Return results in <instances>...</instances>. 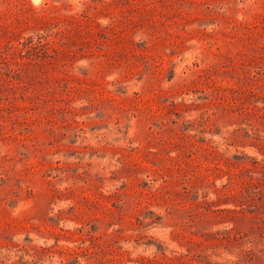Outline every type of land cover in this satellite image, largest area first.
<instances>
[{
  "label": "rangeland",
  "instance_id": "374dc122",
  "mask_svg": "<svg viewBox=\"0 0 264 264\" xmlns=\"http://www.w3.org/2000/svg\"><path fill=\"white\" fill-rule=\"evenodd\" d=\"M0 264H264V0H0Z\"/></svg>",
  "mask_w": 264,
  "mask_h": 264
},
{
  "label": "bare ground",
  "instance_id": "6f19581e",
  "mask_svg": "<svg viewBox=\"0 0 264 264\" xmlns=\"http://www.w3.org/2000/svg\"><path fill=\"white\" fill-rule=\"evenodd\" d=\"M34 1L38 3L39 0H34Z\"/></svg>",
  "mask_w": 264,
  "mask_h": 264
}]
</instances>
